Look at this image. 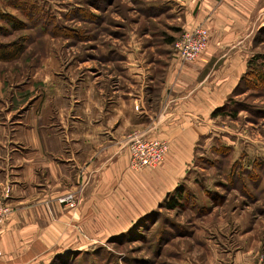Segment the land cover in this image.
<instances>
[{"label":"crops","instance_id":"obj_1","mask_svg":"<svg viewBox=\"0 0 264 264\" xmlns=\"http://www.w3.org/2000/svg\"><path fill=\"white\" fill-rule=\"evenodd\" d=\"M188 1L186 29L210 32L196 61L130 56L112 60L118 72L108 88L56 76L42 92H13L23 105L3 109L0 100V197L10 190L11 209L0 225V264L91 251L155 213L186 181L213 112L242 85L264 32V0ZM135 130L169 142L158 167H130ZM68 193L75 207L60 202ZM244 231L227 264H264V236Z\"/></svg>","mask_w":264,"mask_h":264},{"label":"rangeland","instance_id":"obj_2","mask_svg":"<svg viewBox=\"0 0 264 264\" xmlns=\"http://www.w3.org/2000/svg\"><path fill=\"white\" fill-rule=\"evenodd\" d=\"M188 4L0 0V13L16 18L0 19V45L9 51L23 46L16 58L0 61L1 107L25 104L23 94L16 99L13 92H42L56 76L67 84L95 80L108 88L118 72L112 60L175 57L173 43L187 30ZM257 36L255 55L264 56V32ZM252 68L200 140L188 178L173 196L176 208L166 202L94 251L50 264H227L245 228L264 236V66Z\"/></svg>","mask_w":264,"mask_h":264},{"label":"built area","instance_id":"obj_3","mask_svg":"<svg viewBox=\"0 0 264 264\" xmlns=\"http://www.w3.org/2000/svg\"><path fill=\"white\" fill-rule=\"evenodd\" d=\"M208 44V29L204 26H198L192 30L183 31L173 43V50L175 55L183 62H194L199 59ZM127 140L131 155L130 167L136 171L158 167L164 161L169 150L167 140L147 138L144 132L138 130L130 133ZM9 197V189L0 197V225L5 222L10 214ZM59 200L68 207H75L77 204L74 193L63 195Z\"/></svg>","mask_w":264,"mask_h":264},{"label":"trees","instance_id":"obj_4","mask_svg":"<svg viewBox=\"0 0 264 264\" xmlns=\"http://www.w3.org/2000/svg\"><path fill=\"white\" fill-rule=\"evenodd\" d=\"M0 19H2L3 21H8V20H9V21L12 22V23H13V20H14V21L16 20V18H14L12 15H10V14H5V13H0ZM12 19H13V20H12ZM8 47H9V46H6V45H0V61H9V60H12V59L16 58V57L22 52V50H23V46H21V45L15 47V48H12L11 51H9V49H7ZM261 58H262V60H264V56H263V55H255V54H254V55L252 56V58L249 59V62H248V71H247V73L245 74V76L249 74V72L253 69V68H252L253 66H255L256 68H259V67L262 66V65L264 66V64L261 65V63H259V59H261ZM259 69H260V68H259ZM245 76L243 77V80H244ZM222 111H224V107L215 110V111L213 112V116H218V115L222 114ZM182 186H183V185H181L180 187H178L177 190H176L173 194H171V195L165 200L164 203L167 202V206H168L169 208L172 209V208H176V207H177V204H178L179 202H175V200L173 201V198H174L173 196L181 190ZM180 197H181V195H178L176 200H178V198L180 199ZM153 214H154V213H153ZM151 215H152V214H151ZM149 216H150V215H149ZM149 216H147V217H149ZM129 231H130V230H129ZM129 231H128V232H129ZM122 235H123V234H122ZM119 236H120V235H119ZM96 248H97V247L93 248L91 251H94ZM91 251H87V252H91ZM87 252H86V253H87ZM64 257H65V256H64ZM61 258H63V257H61Z\"/></svg>","mask_w":264,"mask_h":264}]
</instances>
